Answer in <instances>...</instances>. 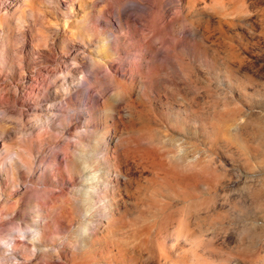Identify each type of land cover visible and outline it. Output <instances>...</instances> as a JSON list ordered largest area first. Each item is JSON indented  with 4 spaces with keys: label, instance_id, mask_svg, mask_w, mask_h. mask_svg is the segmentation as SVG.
<instances>
[{
    "label": "rangeland",
    "instance_id": "rangeland-1",
    "mask_svg": "<svg viewBox=\"0 0 264 264\" xmlns=\"http://www.w3.org/2000/svg\"><path fill=\"white\" fill-rule=\"evenodd\" d=\"M0 264H264V0H0Z\"/></svg>",
    "mask_w": 264,
    "mask_h": 264
},
{
    "label": "bare ground",
    "instance_id": "bare-ground-1",
    "mask_svg": "<svg viewBox=\"0 0 264 264\" xmlns=\"http://www.w3.org/2000/svg\"><path fill=\"white\" fill-rule=\"evenodd\" d=\"M91 177V175H89ZM39 224L36 223L35 226H38ZM39 232V228H36V231L33 232V234H31V236L28 237V240H32V239H35L37 237Z\"/></svg>",
    "mask_w": 264,
    "mask_h": 264
}]
</instances>
